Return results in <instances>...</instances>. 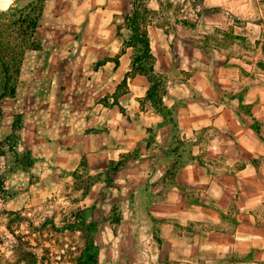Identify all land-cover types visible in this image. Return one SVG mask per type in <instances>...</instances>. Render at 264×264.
Segmentation results:
<instances>
[{"label": "crops", "instance_id": "1", "mask_svg": "<svg viewBox=\"0 0 264 264\" xmlns=\"http://www.w3.org/2000/svg\"><path fill=\"white\" fill-rule=\"evenodd\" d=\"M83 3L88 9L122 6L117 0ZM113 26L87 34L88 54L92 63L103 61L99 67L85 71L64 58L43 66L47 94L29 98L20 114L36 168L54 186L63 178L75 181V173L93 177L97 211L118 207L126 215L122 228L130 236L123 240L101 223L112 243L100 264H264V89L231 96L238 75L224 62L196 47L175 51L150 27L174 129L148 101L146 77L128 78L120 89L132 49L121 54ZM54 37L62 53L64 38ZM118 248L123 253L115 256Z\"/></svg>", "mask_w": 264, "mask_h": 264}, {"label": "rangeland", "instance_id": "2", "mask_svg": "<svg viewBox=\"0 0 264 264\" xmlns=\"http://www.w3.org/2000/svg\"><path fill=\"white\" fill-rule=\"evenodd\" d=\"M32 1L36 0H21L20 4ZM83 1L52 0L49 3L37 34L42 49L27 53L17 99L0 104V139L6 148L0 172L6 179L9 193L5 201H0V264H77L87 247L80 219L83 211L87 223L99 222V232L95 236L99 258H108L112 243L109 230L105 227L107 232L103 231L101 223L117 231L122 240L130 236V231L122 228L126 215L120 208L97 211L98 201L90 195L93 177L79 175L81 179L63 178L61 185H49L48 177H42L41 169L35 166L29 137L13 130L15 117L22 110H28L29 98H43L47 94L43 66L64 58L70 60V67L79 65L90 71L92 66L99 67L103 61L92 63L88 54L92 39L88 33H108V29L116 25L122 28L117 38L122 43L128 38L123 17L131 11L133 0H117L123 6L117 9H88ZM145 1L154 12L150 30L157 34L158 42L165 36L175 51L184 46L196 47L210 59L224 62L238 75L236 85L231 87V96H244L252 87L264 89V0ZM56 32L64 38L62 53L58 43L53 41ZM184 148L180 150L184 152ZM21 252L26 257L20 255ZM114 253L117 256L123 250L118 248Z\"/></svg>", "mask_w": 264, "mask_h": 264}, {"label": "trees", "instance_id": "3", "mask_svg": "<svg viewBox=\"0 0 264 264\" xmlns=\"http://www.w3.org/2000/svg\"><path fill=\"white\" fill-rule=\"evenodd\" d=\"M20 1L16 0L6 11H0V104L8 99L16 98L27 53L42 49L37 32L44 15L46 2L49 0H36L24 5H21ZM153 14V10L148 7L145 0H133L131 11L123 17L125 29L129 34L123 43L121 54H124L125 50L129 48L132 49V57L131 71L126 75L124 82L120 85V89L126 85L128 78L136 75L146 77L150 83L147 95L148 101L151 102L158 113L164 116L166 123L171 124L175 129L176 123L172 117V111L166 108L162 101L165 93V79L156 73L154 68L155 59L152 55L149 34V28L153 24ZM121 30L122 28L118 26V37L121 34ZM112 61L119 65L118 58ZM21 129L22 118L21 115H17L13 123V130L20 131ZM1 130L0 122V135ZM5 153V143L0 139V164ZM121 165L122 161L112 165L108 174L117 172ZM74 177L76 180L77 178L81 179L78 173H75ZM95 182L96 180H94ZM109 183H111L110 180L107 181V184ZM85 188L89 190V186ZM7 197H9V193L6 188V179L0 172V201H5ZM80 219L84 228L83 233L87 240V247L77 264H100L99 249L95 243V236L98 233V222L92 220L87 223L86 212L84 211L80 212ZM22 254L26 257V254L21 252L20 255Z\"/></svg>", "mask_w": 264, "mask_h": 264}, {"label": "bare ground", "instance_id": "4", "mask_svg": "<svg viewBox=\"0 0 264 264\" xmlns=\"http://www.w3.org/2000/svg\"><path fill=\"white\" fill-rule=\"evenodd\" d=\"M7 2V0H0V11L1 10H5V9H7L8 7H10V5H11V3H12V0H11V3H9L8 5H7V7L5 8V7H3V4L4 3H6ZM6 11V10H5Z\"/></svg>", "mask_w": 264, "mask_h": 264}, {"label": "clouds", "instance_id": "5", "mask_svg": "<svg viewBox=\"0 0 264 264\" xmlns=\"http://www.w3.org/2000/svg\"><path fill=\"white\" fill-rule=\"evenodd\" d=\"M9 3H11V0H7V2L3 4V7L6 8Z\"/></svg>", "mask_w": 264, "mask_h": 264}]
</instances>
